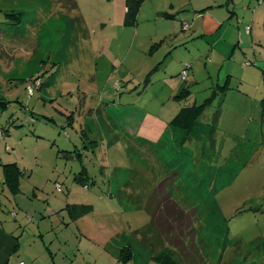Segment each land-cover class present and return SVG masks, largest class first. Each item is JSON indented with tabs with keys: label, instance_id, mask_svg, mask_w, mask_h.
Segmentation results:
<instances>
[{
	"label": "rangeland",
	"instance_id": "374dc122",
	"mask_svg": "<svg viewBox=\"0 0 264 264\" xmlns=\"http://www.w3.org/2000/svg\"><path fill=\"white\" fill-rule=\"evenodd\" d=\"M61 1L0 0V192L29 255L160 264L132 236L152 213L119 190L137 169L146 197L176 166L170 191L198 214L194 264H264V3L142 0L125 24L127 0ZM4 162L19 164L10 181ZM77 205L92 210L73 218Z\"/></svg>",
	"mask_w": 264,
	"mask_h": 264
},
{
	"label": "trees",
	"instance_id": "16d2710c",
	"mask_svg": "<svg viewBox=\"0 0 264 264\" xmlns=\"http://www.w3.org/2000/svg\"><path fill=\"white\" fill-rule=\"evenodd\" d=\"M64 1L68 2L69 7L67 6V8L69 9H76L78 6V4L73 0H62L61 2ZM141 2L142 0H127L125 24H133L136 21ZM232 2L233 0H228L229 7L232 5ZM263 3L264 0H260V5ZM248 64L253 65L250 61H248ZM227 84H225V87ZM216 93L217 92L214 91L215 96H217ZM186 96H189V91L183 90L179 92V96L177 95L176 98L181 99ZM214 100H216V97ZM222 100L223 102L227 101L225 99ZM208 102L211 101L208 100ZM1 103L2 105L5 104L4 102ZM202 115L201 111L200 113L194 111L193 115L188 114L183 119L180 117V120L177 118L173 124L178 126L181 125L185 128L182 124L189 122L192 123L190 125L191 128V126L196 123ZM217 118H219L218 115L215 117V121ZM28 119L30 122L35 121L33 116L28 117ZM176 121H180V123H177ZM210 136V138L214 140L211 134ZM68 139L70 144H75L69 136ZM13 166H15V164H7L4 166L7 181H10L15 177L11 171ZM173 170V174L170 177H165L164 180L161 181L154 189H150L146 192L147 195L145 197V195L142 194L143 191L140 189H137L138 192H133V190H135L134 182L139 176L140 171L137 169H131L128 181L125 182L124 187L119 190V197L128 199L132 205L137 207L136 209H146V211H150L152 213L151 222L146 225L147 227L145 228L144 226L140 230H135L132 236L136 239L141 248L151 250V258L153 260L160 264H194V260L198 262L197 259L194 258V254H198V252L194 251L193 242L189 241H192L195 238L196 232L192 229V226H197L198 214L193 210V208H183L173 197V193L170 189L171 187L174 188L177 183L176 180L180 179V174H178L179 169L174 166ZM77 179L81 182H87V176L84 173H82L81 177ZM86 182L85 185L87 184ZM141 195L142 197L148 199V203H145V200L143 201ZM151 207L154 210H151ZM91 210L92 206L84 205H77L69 208L70 214L73 218L82 217ZM121 253L124 255L126 254L124 262L129 261L133 255L129 247L123 248Z\"/></svg>",
	"mask_w": 264,
	"mask_h": 264
},
{
	"label": "crops",
	"instance_id": "0c3cea01",
	"mask_svg": "<svg viewBox=\"0 0 264 264\" xmlns=\"http://www.w3.org/2000/svg\"><path fill=\"white\" fill-rule=\"evenodd\" d=\"M199 14H204V12H199ZM240 35L242 37L241 33ZM249 37H250L249 39L247 38L248 40L242 39L243 41H240L239 44L241 47L246 48V51H249L250 50L249 47L252 46L251 43H254L253 38H251L252 36L250 35ZM248 42H250V44ZM220 82L224 85L228 82V79H225L223 82L221 79L219 81V84ZM220 99H225V98H220ZM120 107H115L112 111L115 112L120 111V113L125 114L134 110V108H132L131 105L130 107L122 106L121 110H118ZM136 111L140 114L139 117L146 118L144 109H140ZM76 139L78 138L74 137L72 139L73 140L72 142H76ZM7 164L8 165L17 164L19 166V164L15 162L14 163L4 162L3 166ZM3 192L4 191H2V193L0 192V264H20L21 262H25L26 264H40L36 254L34 258L31 257L28 253L25 244L26 239L24 237L26 230H23V224L18 219V216L15 217L13 216L14 218L12 217L13 219L11 220L7 219L5 215L6 205L2 202V198H1V195L4 194Z\"/></svg>",
	"mask_w": 264,
	"mask_h": 264
},
{
	"label": "built area",
	"instance_id": "2783aa9c",
	"mask_svg": "<svg viewBox=\"0 0 264 264\" xmlns=\"http://www.w3.org/2000/svg\"><path fill=\"white\" fill-rule=\"evenodd\" d=\"M4 136V131L0 128V138ZM20 264H26L25 262H21Z\"/></svg>",
	"mask_w": 264,
	"mask_h": 264
}]
</instances>
